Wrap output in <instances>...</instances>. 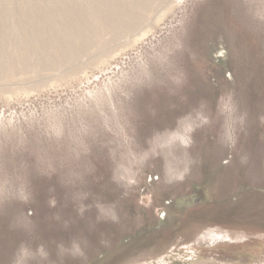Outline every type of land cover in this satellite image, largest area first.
<instances>
[{
  "label": "rangeland",
  "instance_id": "1",
  "mask_svg": "<svg viewBox=\"0 0 264 264\" xmlns=\"http://www.w3.org/2000/svg\"><path fill=\"white\" fill-rule=\"evenodd\" d=\"M0 264H264V0H0Z\"/></svg>",
  "mask_w": 264,
  "mask_h": 264
},
{
  "label": "bare ground",
  "instance_id": "2",
  "mask_svg": "<svg viewBox=\"0 0 264 264\" xmlns=\"http://www.w3.org/2000/svg\"><path fill=\"white\" fill-rule=\"evenodd\" d=\"M37 13V12H36ZM37 15V14H36ZM31 19L33 21L34 24H37L38 22H40V19L34 15L31 16ZM103 20V19H102ZM53 21V20H52ZM50 22V21H49ZM107 22V21H106ZM52 24V23H51ZM42 29V28H41ZM54 32V31H53ZM66 36V35H65ZM53 37V36H52ZM52 43L57 46L60 47V49L63 48V46H69L70 44L68 43V38L63 39V41L59 40V38H53L52 39ZM56 50V49H55ZM58 50V49H57ZM63 50V49H62ZM69 50H71V48H69Z\"/></svg>",
  "mask_w": 264,
  "mask_h": 264
}]
</instances>
